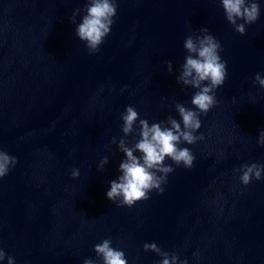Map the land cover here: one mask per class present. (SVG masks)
Masks as SVG:
<instances>
[{"label": "clouds", "instance_id": "1", "mask_svg": "<svg viewBox=\"0 0 264 264\" xmlns=\"http://www.w3.org/2000/svg\"><path fill=\"white\" fill-rule=\"evenodd\" d=\"M225 18L240 35L246 32L245 25L254 24L260 16V5L256 0H220ZM116 0H88L84 8V15L76 27L78 39L85 43L89 53H96L109 35L117 15ZM81 12L77 8L73 11L71 21L76 23V17ZM243 23H238V21ZM199 34L185 38L183 48L186 51L184 63L180 65L177 83L196 89L191 98L193 108L181 103L175 104V111L180 120L171 115L166 120L151 123L140 118L139 112L131 105L126 106L121 114L122 132L124 136L119 140L118 149L124 154L118 168L119 175L110 181V190L106 197L112 202L119 201V206L131 208L137 202L149 199V193L155 190L163 194L167 178L174 171L172 165L165 163L171 160L177 167L183 165L191 169L195 156L182 144L193 145L203 140V135H195L201 128V115L216 106V90L227 78V61L223 60L220 52L223 50L221 42L210 33L208 28H200ZM167 70L172 72L171 61H167ZM254 82L264 88V78L256 73ZM138 121V124H137ZM135 134L139 139L134 143L126 138ZM113 144L117 141L112 140ZM258 143L264 145V131L259 133ZM140 153V155H136ZM109 162L104 157L98 169H103ZM18 159L7 152L0 150V178L8 175L16 166ZM238 171L240 182L247 186L253 179L260 180L264 173V164H244ZM79 176V170H72V177ZM145 251L157 253L162 259L159 264H177L179 256L162 251L156 243H145ZM94 251L101 258L102 264H128L124 251L112 246L111 238L104 239L94 247ZM6 253L0 248V261H4ZM7 264H14V258L7 257ZM84 264H96L92 259H85ZM181 264H187L186 261Z\"/></svg>", "mask_w": 264, "mask_h": 264}]
</instances>
